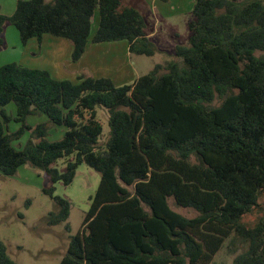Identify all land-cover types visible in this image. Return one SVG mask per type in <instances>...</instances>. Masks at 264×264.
<instances>
[{
	"label": "trees",
	"instance_id": "16d2710c",
	"mask_svg": "<svg viewBox=\"0 0 264 264\" xmlns=\"http://www.w3.org/2000/svg\"><path fill=\"white\" fill-rule=\"evenodd\" d=\"M7 25L23 44L44 35L70 40L74 62L90 43L159 52L143 13L125 0H18L12 16L0 14V50ZM188 29L189 45L175 47L181 62L158 64L124 86L110 78L59 81L17 63L0 68V173L13 177L28 165L65 186L83 164L101 175L60 264H212L232 236L248 245L234 264H264V218L244 221L264 193V0H196ZM10 104L22 124L14 133ZM98 108L109 113L105 144ZM37 115L65 127L63 138L50 142L46 124L28 126ZM25 130L32 138L19 150L14 142ZM62 160L64 172L56 166ZM44 193L56 206L46 224L68 222L70 202L54 186ZM170 200L199 215L179 214ZM0 264H17L1 239Z\"/></svg>",
	"mask_w": 264,
	"mask_h": 264
},
{
	"label": "rangeland",
	"instance_id": "374dc122",
	"mask_svg": "<svg viewBox=\"0 0 264 264\" xmlns=\"http://www.w3.org/2000/svg\"><path fill=\"white\" fill-rule=\"evenodd\" d=\"M49 2V0H47ZM162 1V0H159ZM196 0H174L172 5L168 2L157 5L163 15H178L157 24L159 33L152 42L156 44L159 52L153 57L132 55L128 63L134 71L130 81L119 84L121 77H129L126 69L117 67L115 63L108 64L105 70L115 78L116 83L124 86L134 83L140 76L150 73L158 64H166L176 59L174 56L175 47L178 45L188 46L190 42V31L188 22L192 18V11ZM163 2V1H162ZM168 3V4H167ZM126 5L130 3L125 2ZM131 5V4H130ZM134 6V5H131ZM6 11L8 7L6 5ZM154 8V7H153ZM180 10V12H176ZM5 11V12H6ZM2 13V11H1ZM0 13V14H1ZM94 17L95 30L98 28L100 16L97 12ZM18 34L15 26H11ZM153 26H150V30ZM93 31V30H92ZM10 53H15L13 47ZM120 69H122L120 71ZM217 100L214 106H218ZM15 104L5 108L8 116L11 117L9 132L14 133L21 129L22 124L15 121ZM44 117L40 121L39 117ZM98 119L103 124L102 143H107L110 138L109 113L104 108H98ZM27 125L35 128L39 124H46L48 128L47 139L50 142H57L63 138L66 131L63 126L51 124L44 115L30 116ZM64 131V132H62ZM32 131L25 130L14 146L22 150L31 140ZM57 168L65 171V160L57 163ZM101 181V175L94 169L83 164L79 167L73 183L65 186L63 183L52 184L44 172L23 166L13 177H7L0 173V239L8 246L10 257L17 264H60L66 255L71 238L82 228L83 221L90 211L92 198L95 196ZM54 186L55 196L62 197L70 202L71 213L68 222L49 227L46 224V217L56 208L55 202L50 195L44 193V189ZM172 209L187 218H195L199 215L193 209H183L170 200ZM264 218V193L259 200V207L256 208L245 222L254 226L260 219ZM69 225V230L67 229ZM248 250V245L233 236L226 240L222 249L217 253L212 264H234L235 259Z\"/></svg>",
	"mask_w": 264,
	"mask_h": 264
},
{
	"label": "crops",
	"instance_id": "0c3cea01",
	"mask_svg": "<svg viewBox=\"0 0 264 264\" xmlns=\"http://www.w3.org/2000/svg\"><path fill=\"white\" fill-rule=\"evenodd\" d=\"M50 1L51 0H49V2ZM162 1L127 0L128 3L134 5L143 13L147 23L146 33L148 38L152 41L157 38V34L159 33L157 27L158 23L169 20L175 16L178 17V15H163L157 5L159 3L163 4L164 2L172 4L174 0ZM179 1L180 0H178V3ZM17 4L18 0H0V13L2 11V15L12 16L16 11ZM6 5L8 7L7 11L5 8ZM176 12H180V10ZM95 22H93V27ZM151 25L153 29L149 31ZM11 26L12 25H7L5 28L4 39L6 45L0 50V68L7 64L17 63L31 69L46 70L54 79L59 81L77 83L81 76L86 78H110L117 86H121L124 82L130 81L132 77L134 69L132 65L128 63V60L132 58L134 54L130 53V45L127 41L103 44L90 43L82 59L78 62H74L72 60L73 44L70 40L44 35L41 43L37 39H31L27 44H23L20 34L14 29H11ZM93 27L92 37L97 33L99 24L98 28H96L97 30H95V28L93 29ZM10 47H13L15 53L9 52ZM112 62L115 63L117 67L119 66L122 67V69H126L128 72L126 74L130 75L129 77L120 78L119 81L121 82H119V84L121 85L116 83L114 77L106 71H103L108 64ZM122 69H120V71ZM14 109L17 114L16 106ZM39 118L40 121L44 119L42 116Z\"/></svg>",
	"mask_w": 264,
	"mask_h": 264
}]
</instances>
